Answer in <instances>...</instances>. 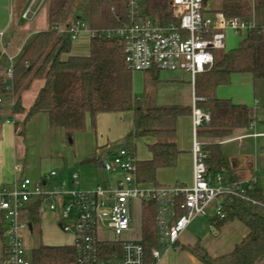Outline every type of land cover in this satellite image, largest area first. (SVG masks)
Segmentation results:
<instances>
[{
    "label": "trees",
    "instance_id": "trees-1",
    "mask_svg": "<svg viewBox=\"0 0 264 264\" xmlns=\"http://www.w3.org/2000/svg\"><path fill=\"white\" fill-rule=\"evenodd\" d=\"M127 0H85L87 9L82 18L92 30L117 29L126 23ZM172 0H144L149 16L167 22L172 18L169 6ZM73 0H52L49 14L50 28L36 34L14 62L13 79L0 76V97L8 93L15 99L13 112L26 114L25 123L39 114L49 117L51 128L63 129L69 136L86 129L90 117L92 127L97 116L105 113L132 112L134 129L130 136L147 139L148 160H138V178L142 184L159 186V170L178 166L180 151L173 139L179 118L191 115L190 107L158 105L152 99L140 102L133 91V73L124 62L121 42L117 38L90 39L88 56L71 55L72 41L59 34V27H68L75 19ZM227 17L249 19L258 11L264 13V0H223L221 9ZM250 73L254 79H264V33L248 34L239 48L222 57L216 55L214 66L199 74L195 83V95L201 101L197 106L211 115L208 127L199 130V137L206 140L225 139L237 129H248L252 110L231 100L219 99L220 86L230 84L237 72ZM157 82L161 71H149ZM147 73V72H143ZM35 80H43L33 105L28 111L22 106L20 93L30 89ZM10 86L9 92L6 88ZM140 102L138 104V102ZM207 163L212 175L222 174L235 181L229 157L217 142L203 143ZM98 162L95 155L84 163ZM264 202V194L254 189L253 195ZM39 202L28 210L30 223L39 227L42 223ZM224 219H212L220 229L229 222L238 221L248 234L228 254L213 257L202 245L188 248L202 264H260L264 259V207L253 205L238 198L226 200ZM142 244L148 261L157 247L156 206L144 204L142 210ZM100 258H120L119 243H101ZM108 254V255H107ZM32 264H81L74 246L41 245L32 252ZM1 263V260H0Z\"/></svg>",
    "mask_w": 264,
    "mask_h": 264
},
{
    "label": "built area",
    "instance_id": "built-area-1",
    "mask_svg": "<svg viewBox=\"0 0 264 264\" xmlns=\"http://www.w3.org/2000/svg\"><path fill=\"white\" fill-rule=\"evenodd\" d=\"M144 0L126 1V23L117 29L92 30L81 17L70 26L59 27L60 35L75 41L82 33L90 39L117 38L121 42L126 68L132 73L156 71H183L190 75L195 86L199 74L215 64L216 51L226 49V31L236 35L264 33V24L255 16L249 19L227 17L223 12H208L205 0H172L169 6L171 20L164 22L149 16ZM29 8L23 15L29 18ZM6 78L13 79L14 62ZM7 91L12 88L8 86ZM192 106V158L191 185H145L138 178V158L133 150L118 148L110 158L98 164L111 176L103 185L93 189H77L78 173H72L70 181L52 171L45 179L33 181L28 177L16 178L11 186L0 185V239L3 240V256L0 264H32L25 248L22 232L29 231L30 220L26 213L41 200L39 214L61 208L60 228L72 234L77 260L81 264H159L163 255L178 248L185 231L198 217L207 216V209L214 204L212 219H224L226 200L241 199L264 207L254 195L256 179L245 183L230 181L225 175H212L207 163L199 130L211 123L209 112ZM1 102V100H0ZM255 127V122L250 125ZM22 171L20 165L15 166ZM50 182V183H49ZM49 184V187H48ZM74 185L70 189L69 185ZM156 206L157 247L148 261L142 244V236L123 239L134 231L133 216L142 213L144 204ZM210 228L215 230L211 222ZM114 234L115 239L100 240V234ZM101 243H119L120 258H100ZM108 255V254H107Z\"/></svg>",
    "mask_w": 264,
    "mask_h": 264
},
{
    "label": "crops",
    "instance_id": "crops-1",
    "mask_svg": "<svg viewBox=\"0 0 264 264\" xmlns=\"http://www.w3.org/2000/svg\"><path fill=\"white\" fill-rule=\"evenodd\" d=\"M222 2L223 0H207L206 3H207L208 12H217L218 10H220L222 6ZM51 5H52V0H0V76L6 77L7 71L11 66L10 60L12 59L13 62H16V60L19 58L25 47L28 45L30 40L36 34L49 30L50 28L49 14L51 10ZM29 8H31L32 13L30 14L29 18L24 19L23 15ZM74 16L75 19L78 17L82 18L83 14L77 12V14H75ZM256 16H257L256 21L259 24H264V13L258 11L256 13ZM89 53H90V36L88 33L85 32L82 33L77 40L72 41L71 55L88 56ZM168 72L172 73L174 71H168ZM175 72H182L183 74L180 77H173V78L170 77L168 79L160 78L156 83L157 87L180 86L182 89H185V91L182 93L178 92L179 94L175 97V99L177 98L176 100H178V102L174 100L173 102H171L173 104H169L167 106L179 105L183 107H190L192 111L193 101L195 98H197L195 95V86L192 85L191 77L188 73L183 71H175ZM150 73L151 72H147L145 74L146 75L145 77L151 78ZM233 75L231 76V80L233 78ZM249 75L251 74L249 73ZM39 81H43V80H39ZM151 81L153 80L151 79ZM169 81H171L172 83L166 84L169 83ZM43 85H44V81L42 86H40L39 90L34 96L32 105ZM220 87H218L216 92V95L219 99L231 100L234 104L237 105L247 106L246 103H250L249 100H245L243 96L240 95L230 96L229 98L225 97V94L220 93L219 91ZM30 89L24 90L25 91L24 93L28 92ZM7 96L8 94L0 97L1 100L0 111L2 110V108L6 107L7 111L12 113L14 120L10 121L6 119L4 125L0 127V185L11 186L16 180V178H20V177H28L35 182L39 181L40 179H45L48 175L45 174L46 172L43 170L42 163H45L44 160H47V158L43 160L44 162L41 161L36 165L29 164L30 150L26 149V146L24 145L25 140L23 141L21 137L23 130L21 128V124H19L18 122L20 120L25 121L26 114L25 113L15 114L13 112L15 99L10 95L12 100L11 101L9 100L8 102L5 99ZM22 96H24V94L20 95L21 101L23 103ZM32 105H30L29 108H25L22 104L23 108L26 111H28ZM251 110L253 115V119L251 123L255 122L254 128L250 127L251 125L250 123L248 129H237L234 131L233 135L229 138L206 140L200 137V140L202 141V143H211V142L219 143L221 145L223 153L229 157L234 180L237 182L245 183L246 181L254 178L257 180L254 189L256 190L258 189L264 194V107L258 108L257 103H255V106L252 107ZM128 114H133V113L125 112V113L100 114L97 116L96 124L97 125L99 124L100 116L103 115L111 116L110 118L113 120L115 118H120L121 120L123 119L125 121V119L128 116H130ZM47 118H48V125L50 127L49 117ZM132 118L134 125V115ZM12 124L14 126L12 129L9 130L7 126H11ZM133 129L126 134L128 137H130L131 133L133 132ZM176 129H177L176 137L172 141L176 143L177 148L180 151L178 166L173 169L159 170L157 173V180L159 185H174L176 183L191 185L192 183L193 135H192L191 115L179 118ZM118 148L119 147H113L112 149H110L109 154L114 153ZM88 151L90 152V150ZM84 155L85 156L83 157L92 154H84ZM142 156L143 157L141 158L137 157L138 160L142 161L151 158V154L149 153L148 149H147V153H145ZM87 157L89 158V156ZM86 159L87 158H85L84 161ZM84 164L86 165L81 166L79 171L78 170L75 171L74 169L77 167L74 166L75 161L72 162L71 160H67V163L66 162L60 163V167L62 170L60 175L64 179L70 181L72 173H78L80 176V183L77 186V189H82V190L93 189L97 185H99L96 178V174L98 173L96 168L101 169V166L97 162L84 163ZM17 165H20L22 167L21 172H17L15 170V166ZM104 174L106 176V180L104 181V183L110 180L111 176L113 178V175L108 176L105 172ZM69 187L70 189H74V185L72 184H70ZM47 213L54 215L52 214L53 213L52 211H47L45 214ZM139 213L140 212L137 210L134 212V216H133L134 231L130 233L137 234L139 232L140 236H142V222H141L142 213H140L139 223L136 218V216ZM45 214L40 215L42 222L44 219L43 216ZM60 216L61 217L57 216L58 217L57 220L55 219L56 226H59V229L61 224L62 213ZM212 216L210 217V224H211ZM187 230L182 235L178 244V248L175 250L173 249L168 253H166L165 255H163L159 264H197V262L199 264H202L188 250V248L193 247L197 244H201L211 254L207 245L201 239L198 238V239L190 240L186 238L185 235L187 233ZM215 230L221 233L228 231V237L236 241L234 244V248L248 234L247 228L238 221L229 222L224 226H222L220 229H218L215 226ZM29 231L31 233L34 231L33 226H32V230L29 229ZM68 235H70V238L72 240L71 243L59 244V245H53V244H45V245L73 246L74 237L72 234H68ZM137 237L138 236H135L134 238ZM3 248H4L3 240L0 239V260L2 259L3 256ZM212 256L217 257L215 255Z\"/></svg>",
    "mask_w": 264,
    "mask_h": 264
},
{
    "label": "rangeland",
    "instance_id": "rangeland-1",
    "mask_svg": "<svg viewBox=\"0 0 264 264\" xmlns=\"http://www.w3.org/2000/svg\"><path fill=\"white\" fill-rule=\"evenodd\" d=\"M87 9V4L85 0H73V15L79 12L83 14ZM257 16L255 15V18ZM246 38V33L242 35H236L233 31H226V49L216 51V55L219 57L224 56L227 53H232L239 48L240 44ZM146 73H133V91L135 98L140 102H146L152 99L158 105H169L173 104L175 97L179 94L178 92H184L180 86H165L157 87V82L151 81V78L145 77ZM159 78H170V77H180L182 72H168L161 71L159 73ZM230 84L224 85L219 88L221 94H225V97L230 96H243L245 100H249L250 103H246L248 107L252 108L257 103L258 108L264 107V79H253L249 73L241 71L234 73ZM172 82L169 81L171 84ZM43 81L36 80L31 89L24 93L23 90L20 95H23V106L29 108L32 105L33 98L42 86ZM219 93V94H220ZM222 96V95H221ZM8 102L11 101L10 93L5 98ZM158 99V101H157ZM181 100V99H180ZM182 101V100H181ZM138 102V101H137ZM138 102V104L140 103ZM125 121L120 118L111 119V116L103 115L100 116L99 124L94 128L91 124L90 117L87 119L86 129L82 132H76L69 136L63 129L60 128H50L48 125V116L45 114L39 115L33 118L30 122L25 123V121H18L21 124L23 133L21 134L22 140H25L26 149L30 150L29 154V164L42 163L43 170L45 174L49 175L52 171L61 174L62 170L60 163H67V160L75 161V171H79L81 166H85L84 159L87 156L95 155L98 158V162H103L110 158L109 151L113 147H119L124 149L133 150L138 158L143 157L147 153L146 143L147 139H136L132 136L128 137L126 134L133 129V114H128ZM0 127L4 125L6 119L13 121V115L11 112L7 111L4 107L0 111ZM19 120V119H18ZM97 123V120H96ZM7 126L8 129L13 128ZM109 146V147H108ZM108 147V148H107ZM90 150V152L88 151ZM84 154H92L87 155ZM47 158V160H44ZM44 160V161H43ZM77 164V165H76ZM98 173L96 178L99 185H103L106 180L104 171L96 168ZM214 204H212L207 209V216L198 217L187 230L185 235L186 238L190 240L201 239L207 245L212 255L219 256L228 254L234 248L235 240L228 237L227 232H219L217 230L210 229V217L213 214ZM61 209L56 212L45 214L43 217L42 225L35 227L34 231L24 230L22 232V237L24 239L25 248L28 252V256L32 255V252L41 245L45 244H67L71 243L72 240L70 235L64 233L59 226H56L55 219L61 217ZM58 216V217H57ZM137 221H140V213L136 216ZM62 220V218H61ZM58 225V224H57ZM135 236H140L137 234H126L123 239L130 240ZM114 234H100V240L115 239ZM192 242V241H190ZM201 245V244H199ZM209 253V252H208ZM210 254V253H209ZM210 254V255H211ZM211 255V256H212ZM214 257V256H213ZM197 264H199L197 262ZM264 264V259L261 262Z\"/></svg>",
    "mask_w": 264,
    "mask_h": 264
},
{
    "label": "water",
    "instance_id": "water-1",
    "mask_svg": "<svg viewBox=\"0 0 264 264\" xmlns=\"http://www.w3.org/2000/svg\"><path fill=\"white\" fill-rule=\"evenodd\" d=\"M205 2H207V0H205ZM29 229L32 230V225L31 224L29 225Z\"/></svg>",
    "mask_w": 264,
    "mask_h": 264
}]
</instances>
